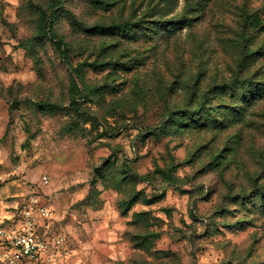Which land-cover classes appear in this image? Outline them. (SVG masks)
Listing matches in <instances>:
<instances>
[{
    "label": "rangeland",
    "instance_id": "rangeland-1",
    "mask_svg": "<svg viewBox=\"0 0 264 264\" xmlns=\"http://www.w3.org/2000/svg\"><path fill=\"white\" fill-rule=\"evenodd\" d=\"M0 192L60 264H264V0H0Z\"/></svg>",
    "mask_w": 264,
    "mask_h": 264
},
{
    "label": "built area",
    "instance_id": "built-area-1",
    "mask_svg": "<svg viewBox=\"0 0 264 264\" xmlns=\"http://www.w3.org/2000/svg\"><path fill=\"white\" fill-rule=\"evenodd\" d=\"M42 183L49 179L44 176ZM52 220L40 197L25 202L11 218L0 217V264H60L66 249L64 238L53 233Z\"/></svg>",
    "mask_w": 264,
    "mask_h": 264
},
{
    "label": "trees",
    "instance_id": "trees-1",
    "mask_svg": "<svg viewBox=\"0 0 264 264\" xmlns=\"http://www.w3.org/2000/svg\"><path fill=\"white\" fill-rule=\"evenodd\" d=\"M60 5V4H59ZM58 7H57V5L54 7V9H53V11L51 12V14L50 15H45L44 16V24L46 25V28H50V25H51V23H52V20H53V18H54V15H55V11H56V9H57ZM57 47H58V49L63 53L64 51L62 50V44L60 43V44H58L57 45ZM239 84H241V83H239ZM242 85V84H241ZM243 94V93H242ZM247 94H250V93H247ZM78 102H79V100H73L72 101V103H71V105H72V108H73V110H75V112H77L78 111ZM133 176H135L136 178H139V176L138 175H133Z\"/></svg>",
    "mask_w": 264,
    "mask_h": 264
},
{
    "label": "crops",
    "instance_id": "crops-1",
    "mask_svg": "<svg viewBox=\"0 0 264 264\" xmlns=\"http://www.w3.org/2000/svg\"><path fill=\"white\" fill-rule=\"evenodd\" d=\"M4 193H9V189H7V191H3ZM4 193H2V192H0V197L4 194ZM12 213H10V212H4V211H1L0 212V217L2 218V219H4V218H10L12 215H11Z\"/></svg>",
    "mask_w": 264,
    "mask_h": 264
}]
</instances>
